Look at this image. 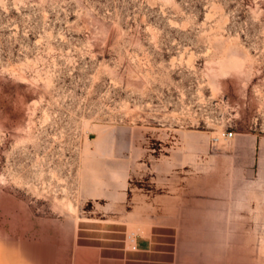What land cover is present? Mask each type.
Here are the masks:
<instances>
[{"label":"rangeland","instance_id":"374dc122","mask_svg":"<svg viewBox=\"0 0 264 264\" xmlns=\"http://www.w3.org/2000/svg\"><path fill=\"white\" fill-rule=\"evenodd\" d=\"M87 222L264 264V0H0V264H108Z\"/></svg>","mask_w":264,"mask_h":264},{"label":"crops","instance_id":"0c3cea01","mask_svg":"<svg viewBox=\"0 0 264 264\" xmlns=\"http://www.w3.org/2000/svg\"><path fill=\"white\" fill-rule=\"evenodd\" d=\"M77 224V222H76ZM102 225L83 223L78 228V239L83 247L108 264H174V232L169 225L155 224L145 236L138 235L135 245L107 243ZM117 240L115 238H110Z\"/></svg>","mask_w":264,"mask_h":264},{"label":"bare ground","instance_id":"6f19581e","mask_svg":"<svg viewBox=\"0 0 264 264\" xmlns=\"http://www.w3.org/2000/svg\"><path fill=\"white\" fill-rule=\"evenodd\" d=\"M67 205L69 206L70 209H73V206H72V204L70 202H68Z\"/></svg>","mask_w":264,"mask_h":264},{"label":"built area","instance_id":"2783aa9c","mask_svg":"<svg viewBox=\"0 0 264 264\" xmlns=\"http://www.w3.org/2000/svg\"><path fill=\"white\" fill-rule=\"evenodd\" d=\"M233 135V132H229L228 134H227V137H230V136H232Z\"/></svg>","mask_w":264,"mask_h":264}]
</instances>
